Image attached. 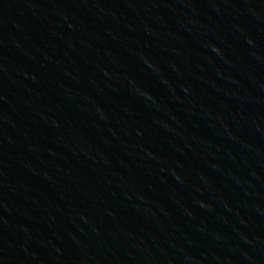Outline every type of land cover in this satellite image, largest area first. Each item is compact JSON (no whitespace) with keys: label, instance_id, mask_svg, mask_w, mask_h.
<instances>
[{"label":"water","instance_id":"1","mask_svg":"<svg viewBox=\"0 0 264 264\" xmlns=\"http://www.w3.org/2000/svg\"><path fill=\"white\" fill-rule=\"evenodd\" d=\"M0 264H264V0H0Z\"/></svg>","mask_w":264,"mask_h":264}]
</instances>
